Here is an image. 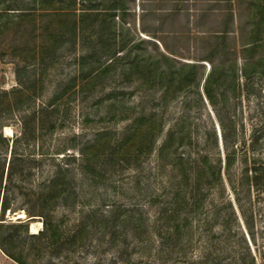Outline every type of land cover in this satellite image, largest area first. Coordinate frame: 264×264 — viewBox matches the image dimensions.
I'll use <instances>...</instances> for the list:
<instances>
[{
  "label": "rangeland",
  "instance_id": "1",
  "mask_svg": "<svg viewBox=\"0 0 264 264\" xmlns=\"http://www.w3.org/2000/svg\"><path fill=\"white\" fill-rule=\"evenodd\" d=\"M0 133V264H264V0H0Z\"/></svg>",
  "mask_w": 264,
  "mask_h": 264
},
{
  "label": "trees",
  "instance_id": "2",
  "mask_svg": "<svg viewBox=\"0 0 264 264\" xmlns=\"http://www.w3.org/2000/svg\"><path fill=\"white\" fill-rule=\"evenodd\" d=\"M252 31H253L252 33L255 34L254 33L255 28ZM261 42H262V40L260 38H256V39L251 40V42H249L247 44L248 46H247L246 50L254 49L256 47V45H258ZM138 63H139V60L136 59L135 64H138ZM0 141L3 143H9L10 142L9 138L5 137L2 133H0Z\"/></svg>",
  "mask_w": 264,
  "mask_h": 264
},
{
  "label": "bare ground",
  "instance_id": "3",
  "mask_svg": "<svg viewBox=\"0 0 264 264\" xmlns=\"http://www.w3.org/2000/svg\"><path fill=\"white\" fill-rule=\"evenodd\" d=\"M33 230H36L34 227L32 228Z\"/></svg>",
  "mask_w": 264,
  "mask_h": 264
}]
</instances>
